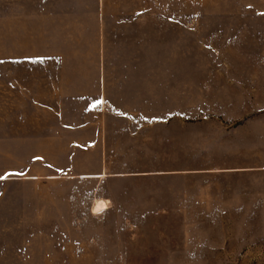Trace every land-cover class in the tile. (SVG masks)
Here are the masks:
<instances>
[{"label": "rangeland", "instance_id": "374dc122", "mask_svg": "<svg viewBox=\"0 0 264 264\" xmlns=\"http://www.w3.org/2000/svg\"><path fill=\"white\" fill-rule=\"evenodd\" d=\"M4 177L0 264H264V0H0Z\"/></svg>", "mask_w": 264, "mask_h": 264}, {"label": "crops", "instance_id": "0c3cea01", "mask_svg": "<svg viewBox=\"0 0 264 264\" xmlns=\"http://www.w3.org/2000/svg\"><path fill=\"white\" fill-rule=\"evenodd\" d=\"M104 93L107 94V93H110L109 92V87H108V90H104ZM128 105H131V104H128ZM121 112V113H120ZM119 113L120 114H123L125 115V113L123 111H120ZM141 112L139 111L137 114L139 115ZM127 118L123 119V120H120L119 123H111V124H114V127H111L110 123L109 122H106L105 121V124L103 123V126L101 127L103 130H101V137H100V145L102 146L101 147V158H100V161L101 162H104V169H103V172H101V174L97 175L96 177H89L88 180H97L96 181V189L93 190L92 194L94 193H98L100 191V188L102 186L103 183L109 181V180H116V181H121V180H127V179H131V178H149V172H127V171H121V172H118V173H107L106 172V168H107V163L110 161V157H109V138H110V133H109V130H131V129H135L132 127L131 125V122L130 120H127ZM123 122H126V123H123ZM126 124V125H125ZM139 127V126H138ZM140 129H145V130H148L149 129V123L148 122H145L141 125ZM114 137H128L129 138H140V137H143V135H140L138 133H128V134H115L113 135ZM125 144H128L127 145V148L124 149V148H121V157H120V160H124L125 159V155L126 153L129 154V155H132V154H147V149L143 150L142 148H140V144L138 143H133L132 141L129 140V142H125L123 144H121L120 146L122 145H125ZM147 147V145H146ZM123 150L125 152H123ZM98 201H105L107 204L110 202L109 199H103V198H96L95 200V204L93 206V208L95 207L96 203ZM93 208L91 209V214L96 216L95 214H93ZM101 214V213H100Z\"/></svg>", "mask_w": 264, "mask_h": 264}, {"label": "bare ground", "instance_id": "6f19581e", "mask_svg": "<svg viewBox=\"0 0 264 264\" xmlns=\"http://www.w3.org/2000/svg\"><path fill=\"white\" fill-rule=\"evenodd\" d=\"M101 211H102V206L101 205H97L96 214L100 213Z\"/></svg>", "mask_w": 264, "mask_h": 264}, {"label": "snow or ice", "instance_id": "6c2138e0", "mask_svg": "<svg viewBox=\"0 0 264 264\" xmlns=\"http://www.w3.org/2000/svg\"><path fill=\"white\" fill-rule=\"evenodd\" d=\"M0 179H6V177H4V178H0Z\"/></svg>", "mask_w": 264, "mask_h": 264}]
</instances>
